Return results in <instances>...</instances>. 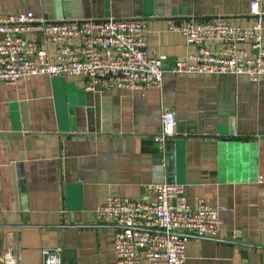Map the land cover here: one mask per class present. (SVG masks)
<instances>
[{"label":"crops","instance_id":"1","mask_svg":"<svg viewBox=\"0 0 264 264\" xmlns=\"http://www.w3.org/2000/svg\"><path fill=\"white\" fill-rule=\"evenodd\" d=\"M251 1L0 0V15L140 17L149 54L170 67L196 47L169 20L249 26ZM112 84L92 91L68 75L0 82V264L14 240L20 264H43L42 250L56 246L66 264H116L117 226L97 207L109 195L147 198L154 182L183 184L191 204L227 207L217 236L189 237L186 264H264V79L167 71L145 90ZM164 110L175 112L176 134L161 148Z\"/></svg>","mask_w":264,"mask_h":264},{"label":"built area","instance_id":"2","mask_svg":"<svg viewBox=\"0 0 264 264\" xmlns=\"http://www.w3.org/2000/svg\"><path fill=\"white\" fill-rule=\"evenodd\" d=\"M249 14V26L234 25L223 16L169 20V30L182 33L186 44L196 47L170 67L167 56L149 54L147 22L140 17L49 19L32 10L0 15V82L14 85L35 75H68L83 79L92 91L112 83L145 90L160 85L167 71L246 75L260 82L264 79L260 0L250 2ZM216 43L220 48L212 50L210 44ZM175 134L176 114L164 110L155 141L163 148ZM147 194V198L109 195L97 207L101 220L117 226L116 264H186L189 237H215L222 228L227 207L205 199L191 204L183 184L154 182ZM13 244H5L4 264H20L16 240ZM42 256L43 264H66L60 246L45 247Z\"/></svg>","mask_w":264,"mask_h":264}]
</instances>
